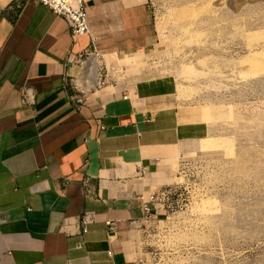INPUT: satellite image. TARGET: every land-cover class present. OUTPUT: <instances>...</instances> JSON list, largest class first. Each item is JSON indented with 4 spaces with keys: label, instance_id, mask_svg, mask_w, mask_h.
Instances as JSON below:
<instances>
[{
    "label": "crops",
    "instance_id": "crops-1",
    "mask_svg": "<svg viewBox=\"0 0 264 264\" xmlns=\"http://www.w3.org/2000/svg\"><path fill=\"white\" fill-rule=\"evenodd\" d=\"M13 1L0 0V264H157L141 244L140 197L170 186L163 153L201 124L114 87L81 110L70 99L73 81L90 91L101 64H134L153 45L149 0H85L91 36L77 39L36 0L19 15ZM86 213L96 219L84 234Z\"/></svg>",
    "mask_w": 264,
    "mask_h": 264
},
{
    "label": "rangeland",
    "instance_id": "rangeland-1",
    "mask_svg": "<svg viewBox=\"0 0 264 264\" xmlns=\"http://www.w3.org/2000/svg\"><path fill=\"white\" fill-rule=\"evenodd\" d=\"M148 6L153 45L134 64H101V77L201 127L163 153L179 194L143 222L144 253L157 264H264V0Z\"/></svg>",
    "mask_w": 264,
    "mask_h": 264
},
{
    "label": "built area",
    "instance_id": "built-area-1",
    "mask_svg": "<svg viewBox=\"0 0 264 264\" xmlns=\"http://www.w3.org/2000/svg\"><path fill=\"white\" fill-rule=\"evenodd\" d=\"M30 0H14L10 6L9 10L13 13L19 15L20 11L23 9L24 4ZM38 3L50 9L56 16L63 18L69 25L71 34L74 39L81 38L84 36H91V27L89 23V15L87 10V5L85 0H36ZM95 56V51L90 50L81 54L80 56L74 58L72 62L75 63H88L91 58ZM73 59V58H72ZM86 65V64H82ZM102 68L99 67V85L93 87L92 90L87 91L79 81H73L70 90V99L72 104L77 110H81L87 103L89 94L101 90L107 87V81L103 80L101 77ZM31 95V90H28L25 94V101L29 102ZM104 129V128H103ZM85 188L87 194L90 196V184L89 180L85 181ZM179 194V189L167 187L166 189L160 191L157 194L141 196V209L144 214L143 222H150L154 218H157L165 210V206ZM156 208V209H155ZM159 209V210H158ZM95 215L93 213H86L82 220L83 233L87 234L89 232L90 226L95 223ZM107 235L113 237L116 235L117 226L114 222H107Z\"/></svg>",
    "mask_w": 264,
    "mask_h": 264
},
{
    "label": "bare ground",
    "instance_id": "bare-ground-1",
    "mask_svg": "<svg viewBox=\"0 0 264 264\" xmlns=\"http://www.w3.org/2000/svg\"><path fill=\"white\" fill-rule=\"evenodd\" d=\"M3 3H5V1Z\"/></svg>",
    "mask_w": 264,
    "mask_h": 264
}]
</instances>
